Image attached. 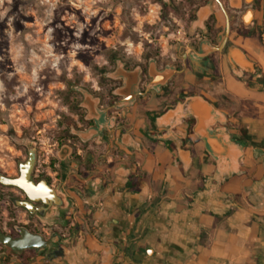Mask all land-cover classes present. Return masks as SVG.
<instances>
[{
    "label": "crops",
    "instance_id": "0c3cea01",
    "mask_svg": "<svg viewBox=\"0 0 264 264\" xmlns=\"http://www.w3.org/2000/svg\"><path fill=\"white\" fill-rule=\"evenodd\" d=\"M254 7L213 88L206 60L180 78L208 81L193 93L126 105L124 159L79 187L68 242L3 264H264V0Z\"/></svg>",
    "mask_w": 264,
    "mask_h": 264
},
{
    "label": "rangeland",
    "instance_id": "374dc122",
    "mask_svg": "<svg viewBox=\"0 0 264 264\" xmlns=\"http://www.w3.org/2000/svg\"><path fill=\"white\" fill-rule=\"evenodd\" d=\"M184 14L183 0H0V165L22 160L23 136L86 131L83 91L123 62L185 53Z\"/></svg>",
    "mask_w": 264,
    "mask_h": 264
},
{
    "label": "flooded vegetation",
    "instance_id": "af4514ba",
    "mask_svg": "<svg viewBox=\"0 0 264 264\" xmlns=\"http://www.w3.org/2000/svg\"><path fill=\"white\" fill-rule=\"evenodd\" d=\"M235 1L183 0L186 16L184 35L190 47L185 53L174 50L166 57L158 52L153 56L151 64L149 59L140 62L135 90L127 102L123 94L116 93V89L124 86L123 79H106L104 87L97 88L98 96H91L94 108L100 115V122H104L103 127L98 126L94 117H85L77 119L78 124L84 130L94 131L84 139L64 133L51 138L44 137L41 141L34 136L22 137L34 147L35 159L29 173L32 184L25 191L19 186L0 182V232L15 240L21 237L20 230H23L28 235L39 237L44 244L38 241L39 252L32 248L16 252L0 243V264L8 262L13 256L26 258L28 252L40 255L68 242L70 233L76 228L74 220L79 211L77 200L82 196L78 192L79 187L90 185L96 168L107 182L114 175V164L124 159V150L115 134L126 124V118L130 117L125 111L126 105L130 104L129 108L146 105L151 107L149 102L153 100L154 105L162 103L165 106L170 104L176 93L181 98L193 93L192 90L208 81L199 79L196 84L191 85L180 78L190 71L197 70L200 74L199 67L206 60H209L211 73L214 75L211 83L213 88L217 80L218 58L231 43V33L250 35L245 29L253 20L251 10L255 8L254 0ZM223 40L224 44L220 47ZM149 65L154 68L155 77L149 75ZM115 66L114 61L113 68ZM134 67L135 65L129 67L124 62L121 64V68L128 73L135 70ZM18 147L22 160L17 161L14 169L0 165V175L19 177V163L26 160L28 147L25 143ZM46 189L51 192L44 194ZM85 211L86 209L83 211L84 219ZM63 230L68 233L65 234Z\"/></svg>",
    "mask_w": 264,
    "mask_h": 264
},
{
    "label": "water",
    "instance_id": "95a60500",
    "mask_svg": "<svg viewBox=\"0 0 264 264\" xmlns=\"http://www.w3.org/2000/svg\"><path fill=\"white\" fill-rule=\"evenodd\" d=\"M224 41L225 40H223L220 47L224 44ZM137 71L138 69H135L131 71L130 73H128V72H125L121 68V66H118V68L115 71L114 76H118L119 78H122L123 84H124L123 87L116 89V93L123 94L125 102L129 101L130 98H132L133 96L135 85H136V79H137ZM148 73L152 77L156 76V73L154 72V68L152 67V65H149ZM83 96H84L83 105L86 107L88 111V117H94L95 122L98 124V126H100L101 125L100 115L94 108L93 99L85 91H83ZM92 131H94V129L91 131L86 130L84 132H79L78 134L82 139H84ZM25 144L28 147V156L25 161H21L19 163V172H20L19 177L8 178V177H4L0 175V182L4 184L16 185L22 188L23 190L28 191V186L32 184V182L29 180V173L34 163L35 152H34V147L32 146L31 142L27 141L25 142ZM49 191H50L49 189H46L45 193H49ZM20 205L27 206L25 203H20ZM20 234H21V237L19 239L12 240L0 232V243H2L5 247L14 249L16 252L20 250H24V249H29V248L36 250V252L40 251L39 249L40 244L38 243V241L41 242L42 244H44V242L40 241L39 237L28 235L23 230H20Z\"/></svg>",
    "mask_w": 264,
    "mask_h": 264
},
{
    "label": "trees",
    "instance_id": "16d2710c",
    "mask_svg": "<svg viewBox=\"0 0 264 264\" xmlns=\"http://www.w3.org/2000/svg\"><path fill=\"white\" fill-rule=\"evenodd\" d=\"M223 97V96H222ZM262 144L264 145V142H262Z\"/></svg>",
    "mask_w": 264,
    "mask_h": 264
},
{
    "label": "bare ground",
    "instance_id": "6f19581e",
    "mask_svg": "<svg viewBox=\"0 0 264 264\" xmlns=\"http://www.w3.org/2000/svg\"><path fill=\"white\" fill-rule=\"evenodd\" d=\"M235 1V0H234ZM236 2V1H235ZM44 194H46V193H44ZM37 242V241H36Z\"/></svg>",
    "mask_w": 264,
    "mask_h": 264
}]
</instances>
